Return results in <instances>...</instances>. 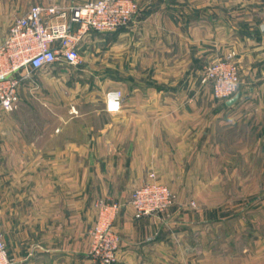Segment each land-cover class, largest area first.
<instances>
[{"label": "crops", "instance_id": "1", "mask_svg": "<svg viewBox=\"0 0 264 264\" xmlns=\"http://www.w3.org/2000/svg\"><path fill=\"white\" fill-rule=\"evenodd\" d=\"M135 1L128 25L85 36L75 69L37 70L18 109H0L8 256L99 264L88 254L98 202L124 204L153 172L175 200L140 218L117 210L113 264H264V0ZM47 3L0 0V40L30 6ZM231 51L240 84L228 104L202 72ZM38 82L37 103L28 85ZM111 89L123 95L114 113L105 109Z\"/></svg>", "mask_w": 264, "mask_h": 264}, {"label": "built area", "instance_id": "2", "mask_svg": "<svg viewBox=\"0 0 264 264\" xmlns=\"http://www.w3.org/2000/svg\"><path fill=\"white\" fill-rule=\"evenodd\" d=\"M34 4L10 24L0 40V109L11 113L18 109L21 85L31 80L32 73L57 63L75 66L80 61L79 44L92 30L113 32L128 25L138 13L135 0H90L63 7L54 0ZM75 24L74 28L72 25ZM235 52L215 58L203 67L202 81L209 82L215 99L228 100L238 93L240 75ZM122 92L108 90L109 103L121 108ZM72 111L75 110L72 108ZM115 111V112H118ZM114 113V112H110ZM170 188L160 183L151 172L147 179L130 194L124 204L98 202L99 215L89 230L88 254L99 264L116 261L117 236L111 221L121 207L129 206L135 218L160 213L174 202ZM0 264H13L0 235Z\"/></svg>", "mask_w": 264, "mask_h": 264}, {"label": "rangeland", "instance_id": "3", "mask_svg": "<svg viewBox=\"0 0 264 264\" xmlns=\"http://www.w3.org/2000/svg\"><path fill=\"white\" fill-rule=\"evenodd\" d=\"M137 15V14H136ZM135 15V16H136ZM220 57H222V56H220ZM60 64V68L61 69H63V70H65V71H71V70H73V69H75L74 67L75 66H78V64L77 65H75V66H70V65H67V64H64V63H62V62H60L59 63ZM205 66V65H204ZM50 68H52V67H47V68H45V69H43L44 71H46L47 69H50ZM36 72V71H35ZM35 72H33L32 73V75H34V73ZM48 72V71H47ZM239 75H240V73H239ZM30 82H32V81H30ZM38 84H40L39 82L38 83H32V84H30V85H28V89H29V92H31V94H32V96H33V98L34 99H32L34 102H39L40 101V97H39V93L41 92V88L38 86ZM41 85V84H40ZM161 183V182H160ZM163 184V183H162ZM171 190V189H170ZM174 194V193H173ZM175 195V194H174ZM174 200H175V198H174Z\"/></svg>", "mask_w": 264, "mask_h": 264}, {"label": "water", "instance_id": "4", "mask_svg": "<svg viewBox=\"0 0 264 264\" xmlns=\"http://www.w3.org/2000/svg\"><path fill=\"white\" fill-rule=\"evenodd\" d=\"M261 32H264V23L260 25ZM238 99V94H235L232 98L228 100V104L234 103Z\"/></svg>", "mask_w": 264, "mask_h": 264}, {"label": "clouds", "instance_id": "5", "mask_svg": "<svg viewBox=\"0 0 264 264\" xmlns=\"http://www.w3.org/2000/svg\"><path fill=\"white\" fill-rule=\"evenodd\" d=\"M118 109H119V105L118 104H116V103H109L108 110L110 112L118 111Z\"/></svg>", "mask_w": 264, "mask_h": 264}]
</instances>
